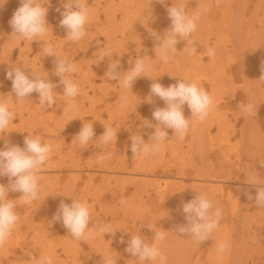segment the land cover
Returning <instances> with one entry per match:
<instances>
[{
    "label": "bare ground",
    "instance_id": "obj_1",
    "mask_svg": "<svg viewBox=\"0 0 264 264\" xmlns=\"http://www.w3.org/2000/svg\"><path fill=\"white\" fill-rule=\"evenodd\" d=\"M88 1L85 0L87 4ZM100 1L90 7L91 19L86 27L87 34L77 42L80 59L75 64L78 71L69 75L80 87V95L75 99L63 96L64 87L59 84L60 77L55 75L53 69L56 57L44 56V41L38 40L37 45L26 41L29 50L39 49L36 59L32 58L34 63L31 67L37 70L34 65L42 64L37 71L57 84L54 89L56 104L52 108L41 106L36 92L22 101H17L15 94L11 93L12 81L7 78L6 73L14 67L15 48L21 42L18 37L12 36L13 29L9 22L16 8L20 7L21 0H4L0 4V25L5 30V35H2V31L0 33V99L6 100L10 104V110L15 113V119L5 135L0 133V148L6 142L22 146L25 137L31 133L39 135L42 141L51 143L54 149L39 174V200L24 205L17 200L22 193L9 192L8 198L16 200V211L25 209L22 212L25 215L18 214L20 221L8 241L10 247L0 254V264H37L36 258L42 253L51 254L53 264H104L103 257L111 258L113 264H141L126 251L131 236L141 235L148 243L149 224L155 226L156 231H165L164 223L168 219L170 230L175 222H178V226L180 223L185 225L187 220L182 205L200 193L209 196L216 208L222 211V217L226 216L224 210L228 213L229 208L236 209L239 202L244 215L243 220L237 221L236 225L241 229L232 230H236L238 235L227 240L223 233H219L213 235V239L197 244L195 241L190 243L188 235L180 236L175 233V228L172 233H166L164 240L154 241L166 258L164 264H264V257H260L250 247L251 242L259 239L252 231L251 221L256 218L255 228L259 233L261 230L264 232V207H261L262 211L255 217L253 209L256 188L247 187L252 185L247 182L248 176L264 184V166H261V161H264V80L260 79L264 71L258 64L261 57H264V0H208L211 4L210 11L199 20L197 31L191 37L193 44L188 45L189 48H197L196 54L189 56L183 50L187 41L180 40L177 44L178 52L167 64L156 59L155 41L149 29L163 35L171 25L168 7L183 3L186 11H192L198 7V3L205 0H121L120 10L114 3L108 4H112V8H107L105 4V7H100ZM66 2L67 0H59L55 8H50V17L55 20H52L53 25L51 19L48 22L51 33L49 32L47 40L55 46L62 58L69 55H66L68 51L65 52L66 44L74 43L66 39L67 30L63 27L65 31L61 37L53 40L59 34L61 13ZM129 3H133L132 8ZM101 11L110 14L107 16L110 20L104 18L106 24H111L110 21L113 20L115 27L122 28H119L121 34L119 29H114L115 33L123 35L120 40H117L119 37L115 33L112 37L106 31L109 26L102 23ZM118 12L123 13L120 21ZM219 18H223L228 30L234 33L230 42L225 41L223 34V30L227 28L213 24ZM102 35L107 37L105 49L102 48L100 39ZM3 38L6 39L4 43ZM209 48L215 51L212 57L207 55ZM105 51L110 53V57H105L103 61L107 60L111 64L118 60V71L122 73L134 66L135 60L145 54L148 62L153 65L150 75L155 80L140 77L132 89H121L117 80H109L106 76L110 64L101 70L91 69L95 63L98 67L102 66V60L100 63L94 62V57L100 56L101 59ZM242 51L246 56L234 66ZM19 55L20 61L28 58L25 50L20 49ZM205 59L208 62H204ZM15 66L22 67L31 78V70H28L25 61ZM180 79L195 81L204 87L214 99V109L204 122L193 119L190 131L183 141L174 135L172 129H167L172 139L168 138L163 151L173 148V162H159L160 159H156L158 155L133 159V155L130 156L131 136L141 134L148 142L154 128L141 127L143 120L157 124L152 112L158 107H165L164 101L156 96H152L151 102H148L150 85L159 82L167 87ZM124 96L128 97L126 105H123L121 99ZM240 99L245 104H255L257 117L247 116L239 108H233L229 113L233 104L241 101ZM70 104L74 107L69 108ZM183 111L186 117H191L187 105ZM238 116L245 118L241 130L235 126L239 122ZM17 120L21 121L20 126L15 125ZM84 123H93L94 139L105 131V127L115 128L118 132L117 141L104 147L102 153L99 151L101 145L98 139L91 141L86 148H81L78 141L73 139ZM216 127L218 130L213 133ZM236 139L245 140L244 152L241 148L234 147L233 140ZM109 151L113 153L112 158L98 162V156ZM152 158L159 163L152 161ZM171 175L172 180L169 179ZM191 178L204 184L187 188L180 182ZM220 179L231 184H220L223 183ZM8 183L7 176L0 177V184ZM246 193H250L253 199L249 200ZM233 194L239 197V201L231 206L234 200L229 201ZM74 199L89 204L93 217L89 222L90 228L95 225L96 219L100 223H111L116 230L115 234L106 233L104 236L95 230L89 238L76 240L62 222H53L52 218L61 201L71 204ZM35 218L38 223L32 226L21 223ZM226 221V217L221 218V222ZM58 235L61 237L57 238ZM224 240L229 244L228 250L222 254L217 253V243ZM177 245H180L178 249L171 248ZM143 264H160V261H145Z\"/></svg>",
    "mask_w": 264,
    "mask_h": 264
},
{
    "label": "clouds",
    "instance_id": "obj_2",
    "mask_svg": "<svg viewBox=\"0 0 264 264\" xmlns=\"http://www.w3.org/2000/svg\"><path fill=\"white\" fill-rule=\"evenodd\" d=\"M4 0H0L2 4ZM49 0H21V6L14 12L10 26L13 29L12 36L18 37L22 41H44L42 52L44 56H55V75L60 77L59 84L64 87L63 96L75 99L80 95V87L69 78L70 74L78 71L76 64L71 63L67 58H62L56 51L55 46L48 42L50 26L47 22L48 8L45 6ZM163 2V0H161ZM64 10L61 13L62 19L60 26L67 30L66 39L71 42L81 41L87 34L86 27L91 19V11L85 0H67L63 5ZM211 4L208 0L198 3L192 11H186L183 3L173 4L167 8L168 17L171 21L170 27L163 35L155 30L149 29L150 35L154 38L156 59L164 64L170 62L177 50V44L180 40L187 41V46L183 49L189 56L197 52L193 44L192 34L197 31L198 22L201 17L210 11ZM59 11V9H57ZM207 55L212 57L215 51L212 48L207 50ZM110 57V53L105 51L101 60ZM148 56L138 57L134 66L125 72L118 71L119 61L111 63L106 76L109 80H117L121 89H132L135 81L140 77H149L153 71V65L148 62ZM130 63H132L130 61ZM264 71V66H262ZM6 76L12 81L11 93L15 94L17 101L28 98L33 92L39 94V104L52 108L56 104L54 89L57 84L48 79V76L42 75L34 68L31 69V78L22 67L14 66L7 71ZM153 79V78H152ZM264 80V75L261 76ZM155 80V79H153ZM10 95L12 96V94ZM151 95L148 102H151L152 96L159 97L164 101L165 107H158L152 112V117L158 123L153 125L147 119L143 120L141 127L154 128L149 141L146 142L143 135L131 136V152L133 159L137 157L148 158L159 153L169 138L167 129H172L174 135L183 141L190 131L193 119L204 122L215 107L214 99L209 92L197 82H188L185 79L178 80L175 84L165 87L159 82L150 85ZM123 105L128 103V97H121ZM122 105V106H123ZM187 105L191 117L185 116L183 108ZM69 108L74 105H68ZM240 111L247 116H255V104L248 102L240 104ZM15 119V113L10 110V104L0 99V133H6L10 124ZM115 128L105 127V131L98 138L101 147H109L117 141ZM95 131L93 123H84L79 133L73 141H78L81 148H86L94 139ZM53 145L42 141L39 135L31 133L24 139V147L15 144L5 143L0 148V177L7 176L9 183L0 184V248H3L10 238L13 231L20 221L16 208V200L8 198L9 192H20L19 202L24 205H30L39 200L41 193L40 172L51 158ZM113 156L111 151L107 154L98 156V162L110 160ZM264 166V161H261ZM248 183L256 188L255 205L264 207V184L254 177L248 176ZM249 200L253 197L246 193ZM123 203V201H121ZM182 211L187 223L178 226L177 232L187 234L197 244H201L209 239H213L214 232L218 229L222 218V211L214 207L213 201L207 194L200 193L191 201L182 205ZM91 209L86 201L74 199L71 204L61 201L57 213L53 216V222H62L63 226L69 231L70 235L76 240L87 239L92 236L95 230H98L105 236L106 233L115 234L116 230L111 223H100L95 219V225L89 227L92 220ZM153 232L154 241H162L166 237L165 231H156L152 226H148ZM121 239V243H123ZM229 248L227 241H220L216 245L217 253H225ZM126 251L133 257H136L141 264L145 261H156L164 264L163 256L157 243H147L141 235H132L128 241ZM37 264H53L51 254H41L37 259ZM104 264H113L111 258L103 257Z\"/></svg>",
    "mask_w": 264,
    "mask_h": 264
},
{
    "label": "rangeland",
    "instance_id": "obj_3",
    "mask_svg": "<svg viewBox=\"0 0 264 264\" xmlns=\"http://www.w3.org/2000/svg\"><path fill=\"white\" fill-rule=\"evenodd\" d=\"M58 1L59 0H49V3L51 4H49L48 3V15H47V22H49L50 21V19H51V21L53 20H55L54 18H51L50 17V13H51V11H50V8H51V10H52V8H55L56 6H57V4H58ZM98 1H100V0H89L88 1V7L90 8V7H92V5H94L96 2H98ZM111 1V2H110ZM114 1V2H113ZM121 2V0H101L100 1V7H105V5H106V7L108 6V4L109 3H114V4H116L117 5V7H118V9L119 8H121V6H120V3ZM105 4V5H104ZM119 4V5H118ZM133 3H129V6H131ZM55 5V6H54ZM112 5V4H111ZM111 5H109L107 8H109V7H111ZM20 6H21V2H20ZM133 6V5H132ZM132 6H131V8H132ZM17 7V6H16ZM188 7V6H187ZM15 8V7H14ZM19 7H17L16 8V10L18 9ZM112 8V7H111ZM130 8V9H131ZM252 8V7H251ZM129 9V10H130ZM10 10H12V9H10ZM14 10V9H13ZM12 10V11H13ZM120 10V9H119ZM253 10V9H252ZM254 11V10H253ZM113 13V12H112ZM121 14V15H120ZM123 13L122 12H118L117 13V17H119V21L121 20V16H123L122 15ZM101 16H100V18H101V21H102V23H104V26L106 25V27L107 26H109L108 27V29H106V31H108V33H109V35L110 36H112L113 37V34L115 33V31H114V29H119V28H121L120 26H118V27H115V25H113L112 23H113V20L112 21H110L111 22V24H106L107 23V21L106 20H110L109 19V17H107L108 15H110V14H105L104 12H102L101 11V14H100ZM5 16V15H4ZM6 16H9V14H7ZM5 16V17H6ZM252 16V15H251ZM106 20H105V19ZM108 18V19H107ZM52 21V24L51 25H53L54 24V22ZM0 24H2V22H0ZM160 24V23H159ZM213 24L215 25V26H221V28H227V26H226V21L223 19V18H219V20H215V21H213ZM157 27H158V24L156 25ZM1 27H3V25L1 26L0 25V28ZM111 27V28H110ZM92 28V27H91ZM122 29V28H121ZM4 29H0V33H1V31L3 32L2 33V35H5V30L3 31ZM90 30H92V29H89V31ZM109 30H111L110 32H109ZM64 31L65 30H63L62 29V27H60V31H59V34H58V36H56L55 35V37H54V39L53 40H58V37L60 38L61 37V35H62V33H64ZM119 31V33L121 34V32H120V29L118 30ZM224 32H223V34L225 35V37H226V40L225 41H231L233 38H234V36H233V32H231V31H229L228 30V28L226 29V30H223ZM49 32L51 33V31L49 30ZM113 32V33H112ZM107 33V34H108ZM118 32H116L115 33V35L117 36L118 35V37H119V39H117V40H120V38H122L123 37V35L121 36L120 34H119ZM114 35V36H115ZM50 37H52V36H50ZM222 37V35L220 36V38ZM100 39H101V42L103 43V49H105V40L107 39V37H105V35H102L101 37H100ZM5 38H3L2 39V43H4L5 42ZM117 40L114 42V44H116V42H117ZM20 45H18L16 48H15V50H16V55H15V57L13 58V66H15V65H17L18 63H20V62H23V61H25V63H26V65H27V67H29V69L28 70H31V69H33V66L31 67V65L34 63V60L36 59V53H37V50H39L38 48H32L31 50H29V48H28V46L26 45V41H22V40H20ZM37 42V43H36ZM120 42V41H119ZM32 43L34 44V45H37L38 44V40H34V41H32ZM77 44H79V43H77V42H74L73 43V45L72 44H70V43H68V44H66V51L65 52H67L66 53V55L67 54H69V55H67V60L69 61V62H71V63H76L77 61H79V55H78V53H79V45H77ZM75 45V46H74ZM22 48H21V47ZM26 48V49H24V48ZM75 48V49H74ZM20 49H21V51H26V54H27V56L26 57H28L27 59L26 58H24V59H22V61H20V58H19V54H20ZM74 50V51H73ZM28 51V52H27ZM34 55V56H33ZM143 56H146L145 54L143 55ZM142 56V57H143ZM244 56H246V54L244 53V51H242V55H240L239 57V59L237 60V62H235V64H234V66H237L238 65V63L244 58ZM23 57V56H22ZM48 57V56H47ZM32 58H34V60L32 59ZM262 59H261V61L258 63L260 66H264V57H261ZM78 59V60H77ZM101 59H100V56H96V57H94V62H96L97 61V63H100L101 61H100ZM32 62V63H31ZM104 62V63H103ZM204 62H208V59H205V61ZM102 66L101 67H98V65H96V63L95 64H93L92 66H91V69L92 70H101V68L102 67H109V62L106 60V61H103L102 60ZM107 63V64H106ZM23 64V63H22ZM34 66H37L36 67V69L37 70H40V67L42 66V64H40V63H37V64H35ZM17 67H19V66H17ZM234 68V67H233ZM53 69H55V68H53ZM104 70H107V69H104ZM100 84H101V82H100ZM118 88H119V86H117ZM57 88V87H56ZM55 88V89H56ZM262 88H264V84H263V86H262ZM241 101H238V102H236V103H234L233 104V106H232V108L230 109V111H229V113L232 111V109L234 108V109H237V108H239L240 109V104H242V103H244L245 104V101L243 100V99H240ZM244 101V102H243ZM255 117H257V116H255ZM230 118L232 119V116H230ZM238 118H239V122L238 123H235V126L237 127V129L238 130H241V127H242V125H244V119L245 118H243V117H241V116H238ZM20 124H21V121L20 120H17L16 122H15V125H17V126H20ZM217 130H218V128L216 127V128H214L213 129V133H216L217 132ZM103 134V132H100V135H102ZM260 134V132H259V129H258V135ZM3 135H5V133H3ZM213 135H215V134H213ZM169 140H171V139H169ZM234 141V147L235 148H241V150H243V152H244V150L246 149V147H245V140H241V139H236V140H233ZM22 146H24V144L22 145ZM21 146V147H22ZM184 146H186V144H184ZM187 147V146H186ZM93 149V148H92ZM173 148H168V149H165L164 151H163V149L159 152V153H157V154H155V155H158L157 156V158L156 159H160V161L159 162H163V161H166V162H173V160H174V157H173V150H172ZM99 151H100V153H102L103 151H104V147L102 148L101 146L99 147ZM133 155V153L130 155V156H132ZM156 159H154V158H152V161H155V163L156 162H158V161H156ZM158 162V163H159ZM82 172H84V171H82ZM85 173V172H84ZM125 173V172H124ZM173 173V172H172ZM68 174V173H67ZM173 176L171 175L170 177H169V179L170 180H172L171 178H172ZM193 178H191V180L190 179H186V180H183V181H180L181 183H183V185L184 186H186L187 188L189 187H194L195 185L197 186V184L198 185H203L204 183H202L201 181H195V180H192ZM164 180H166V178L165 179H163L162 180V182H164ZM173 181H176V180H173ZM219 181H222L223 183H220V184H223V185H226L225 183H227V184H231V183H228V182H226L224 179H220ZM176 182H179V181H176ZM225 182V183H224ZM175 183V182H174ZM207 185H209V182H207L206 183ZM219 184V185H220ZM187 185H189V186H187ZM249 189H254V188H257L258 186H253V185H248L247 186ZM231 200H234V203H231V206L233 205V204H235L236 203V201L238 200L239 201V197L237 198L236 196H235V194H233L232 196H231V199H230V201H229V203L231 202ZM214 203V202H213ZM155 206H157V204L155 203L154 204ZM226 205H228V204H226ZM138 207V206H137ZM167 207H169V205L167 204ZM214 207L216 208V206H215V204H214ZM262 211V208L261 207H256V205H254V209H253V213H254V215H255V217H257L258 216V214L260 213ZM22 212L24 213L25 212V209L24 210H20V211H17V213L19 214V215H21V216H24L25 214H23L22 215ZM235 212H237L235 215H233ZM224 214L226 215V216H224L223 215V217H226L227 218V221L226 222H221V220H220V223H219V227H218V229L214 232V236L216 235V234H218L219 235V233H223V235L225 236V237H227V240L229 239V240H231L230 238L231 237H236L238 234L236 233V230H234L233 232H232V230H233V228H236V229H238V230H240L241 229V227L240 226H237L236 225V222L237 221H242L243 220V215H244V211H243V209L241 210V206H240V204H239V202H238V207L236 208V209H234L233 207L232 208H229L228 209V213H226V210H224ZM232 215H233V217H232ZM222 217V218H223ZM161 219H163L162 217H160ZM183 219V218H182ZM182 219H180V221L182 220ZM256 219V218H255ZM254 219V220H255ZM169 220V219H168ZM166 221V223H164V225H165V232L167 233V234H170V233H172L174 230H175V228H178V222H175L174 223V225H173V229H169L168 227H169V223H170V221ZM254 220H252L251 221V227H252V231H254L256 234H257V237L259 238L256 242H254V243H252L251 242V248H253V250L255 251H257L258 253H259V256L261 257H264V232H261V231H263V230H261L260 231V233H259V231H258V229H256L255 228V224H254ZM232 221V222H231ZM21 223H23V225L24 224H27V225H34V224H36V223H38V220L35 218V219H33V220H31V221H26V222H21ZM248 224V223H247ZM113 225L115 226L116 224L115 223H113ZM148 226H152L155 230H156V227L155 226H153V225H151V224H149ZM147 226V228H148V234L150 235V237L148 238V243L149 244H152V243H154V239H153V236H154V232L149 228ZM179 226H181V223H180V225ZM30 227V226H29ZM172 231V232H171ZM233 233V234H231V235H229L230 233ZM175 233H177L178 235H180V236H182V235H187V234H181V233H178V232H175ZM235 234H236V236H235ZM59 237H61L60 235H58L57 236V238H59ZM188 237V236H187ZM219 239V238H218ZM192 239H191V237H190V243H192ZM225 241V240H224ZM179 246L180 245H177V246H172L171 248H174V249H178L179 248ZM10 247V244H9V242L3 247V248H0V254H1V252L2 251H5L7 248H9Z\"/></svg>",
    "mask_w": 264,
    "mask_h": 264
},
{
    "label": "crops",
    "instance_id": "obj_4",
    "mask_svg": "<svg viewBox=\"0 0 264 264\" xmlns=\"http://www.w3.org/2000/svg\"><path fill=\"white\" fill-rule=\"evenodd\" d=\"M169 139H172L171 137H169Z\"/></svg>",
    "mask_w": 264,
    "mask_h": 264
}]
</instances>
